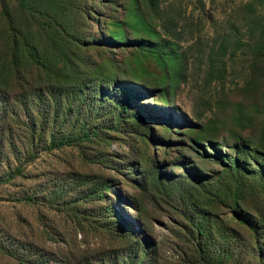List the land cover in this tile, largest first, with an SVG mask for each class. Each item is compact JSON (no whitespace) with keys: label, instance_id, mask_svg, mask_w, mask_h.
I'll list each match as a JSON object with an SVG mask.
<instances>
[{"label":"rangeland","instance_id":"374dc122","mask_svg":"<svg viewBox=\"0 0 264 264\" xmlns=\"http://www.w3.org/2000/svg\"><path fill=\"white\" fill-rule=\"evenodd\" d=\"M74 14L65 57L0 83V264H207L205 228L264 264V0Z\"/></svg>","mask_w":264,"mask_h":264},{"label":"trees","instance_id":"16d2710c","mask_svg":"<svg viewBox=\"0 0 264 264\" xmlns=\"http://www.w3.org/2000/svg\"><path fill=\"white\" fill-rule=\"evenodd\" d=\"M17 1L20 7L32 16L33 28L19 26L6 0H0V22H3L0 27V83L7 82V86L13 80L19 81L17 84L20 86L21 83L26 84V79L30 73H34L36 65L48 69L47 65L53 59L54 53L65 57L72 40L76 37L74 14L76 0ZM42 40H46L51 49L43 46ZM68 142V138H63L58 145H65ZM234 160L230 162L229 168L238 170L241 168L240 160L237 157ZM219 233L227 244L222 249L209 246L212 231L205 228L197 233L199 237L197 251L201 263L225 264L229 254L233 253L232 247L228 244L230 241L228 236L221 231Z\"/></svg>","mask_w":264,"mask_h":264}]
</instances>
